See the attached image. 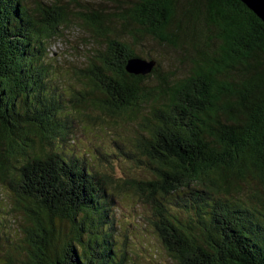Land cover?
Wrapping results in <instances>:
<instances>
[{
    "label": "trees",
    "instance_id": "16d2710c",
    "mask_svg": "<svg viewBox=\"0 0 264 264\" xmlns=\"http://www.w3.org/2000/svg\"><path fill=\"white\" fill-rule=\"evenodd\" d=\"M178 2L136 0L119 18L176 47ZM70 14L66 1L0 0V182L16 191L30 223L21 244L0 252V264H131L108 176L63 144L85 104L122 114L147 102L138 146L154 177L136 186L166 253L175 264H264V23L239 0H187L186 37L193 45L201 38L205 49L188 75L160 77L148 89L157 63L148 74L128 73L129 58H152L107 37L105 16L92 13L87 25L105 42L72 71L87 89L66 92L52 79L48 44ZM212 24L222 28L210 38ZM235 32L255 38H231ZM93 89L106 103L90 99ZM247 175L261 188L246 199L231 195Z\"/></svg>",
    "mask_w": 264,
    "mask_h": 264
},
{
    "label": "rangeland",
    "instance_id": "374dc122",
    "mask_svg": "<svg viewBox=\"0 0 264 264\" xmlns=\"http://www.w3.org/2000/svg\"><path fill=\"white\" fill-rule=\"evenodd\" d=\"M61 1L68 2L71 14L67 23L62 26L60 35L49 41L48 60L55 70L52 79L66 92L72 87L75 90L82 87L87 89L72 71L75 67L85 68L89 58L98 49H102L105 42L102 39L105 37L95 34L87 25L92 13L99 12L105 16L107 37L121 38L132 45L136 54L156 60L157 71L144 81L148 89L155 88L160 77L178 79L188 75L192 67L191 60L197 57L199 50L205 49L201 38H195L193 45L191 38L186 37L184 7L187 0H179L177 4L176 17L183 29L179 32L176 47L159 43L149 34H137L136 23H132L130 18H119L121 15L127 16L136 0ZM134 38H138L136 42L133 41ZM215 47L216 42H213L210 50ZM234 79L238 80V75ZM89 97L100 103L107 101L103 92L98 89H93ZM150 105L151 102L142 103L138 111L127 110L122 114H115L108 107L100 109L92 104H85L76 115L73 135L67 138L63 148L85 157L94 168L108 176L110 190L119 203L118 207H114L118 234L120 241L125 240L129 245L127 248L131 254V264H175L162 247L154 230L146 224L143 218L146 212L144 195L139 186H136L138 181L154 177L153 164L138 146L140 125L143 118L148 116ZM260 188L257 180L247 175L239 181L237 190L230 193L246 199ZM18 200L16 191L0 182V252L21 244L19 238L22 227L30 224L26 211L19 205ZM28 205L35 206L32 202ZM61 225V232H66V224ZM1 233L8 234L9 240H3L5 237ZM16 250L14 256L22 258L25 255V249Z\"/></svg>",
    "mask_w": 264,
    "mask_h": 264
},
{
    "label": "water",
    "instance_id": "95a60500",
    "mask_svg": "<svg viewBox=\"0 0 264 264\" xmlns=\"http://www.w3.org/2000/svg\"><path fill=\"white\" fill-rule=\"evenodd\" d=\"M251 10L264 23V0H239ZM156 62L153 59L147 60L140 57H131L127 60L125 69L130 74H148Z\"/></svg>",
    "mask_w": 264,
    "mask_h": 264
},
{
    "label": "flooded vegetation",
    "instance_id": "af4514ba",
    "mask_svg": "<svg viewBox=\"0 0 264 264\" xmlns=\"http://www.w3.org/2000/svg\"><path fill=\"white\" fill-rule=\"evenodd\" d=\"M232 7H233L237 12H240V5H239V3H238V4H237V3H233ZM239 24H240V23H239ZM217 25H218V24H212V25H211L212 31H205V34L209 32L208 35H209L210 38L216 36V35H217V31H218V29H219V28H222V27H219V28H218ZM240 26H241V24H240ZM245 27H246V26H245ZM190 28H191V31H190L191 34H190V35L192 36V35H194V33H195V28H194L193 26H190ZM136 31H137V32H140L139 29L136 30ZM231 38H255V36L249 34V32L246 33V34H243V35H241L240 32H239V34H238V33L236 34V32H235L234 37H231Z\"/></svg>",
    "mask_w": 264,
    "mask_h": 264
}]
</instances>
